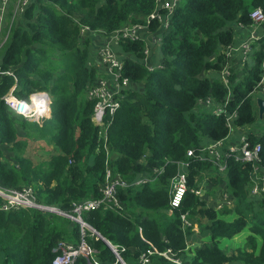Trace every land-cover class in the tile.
Listing matches in <instances>:
<instances>
[{"label":"trees","instance_id":"1","mask_svg":"<svg viewBox=\"0 0 264 264\" xmlns=\"http://www.w3.org/2000/svg\"><path fill=\"white\" fill-rule=\"evenodd\" d=\"M157 1L31 0L24 24H11L0 51L1 72L13 75L0 76V188L31 186L40 206L72 216L75 204L101 197L107 168L131 182L164 167L153 183L120 189L122 209L84 213L83 223L108 241L124 264H140V256L154 250L147 264H176L159 255L168 250L181 264H264V194L259 199L248 195L253 165L228 158L227 170L219 174L208 163L186 158L202 140L228 136L227 116L235 115L233 126L241 133L257 120L253 94L262 78L264 35L253 42L241 66V61L235 65L231 49L240 28L253 26L251 12L264 11V0H181L164 32L156 19H148ZM130 26H147L159 36L161 63L149 70L142 63L145 41L119 39V77L137 89L118 94V108L97 126L89 91L98 72L89 64L90 41L83 33L109 39ZM225 68L227 86L219 79ZM13 86L14 95L25 100L46 92L50 118L37 124L13 116L2 100ZM207 98L222 108L220 114L198 108ZM246 137L260 146L258 166L264 171V132ZM34 143L46 147L39 157L31 150ZM2 147L10 152L8 159ZM176 161L190 162L188 191L172 210L169 183L176 167L170 163ZM200 184L201 198L192 193ZM225 184L234 207L217 210L212 198ZM194 225L200 242L195 248L190 240ZM245 228V249L224 253L218 243ZM97 234L52 212L0 210V264H51L59 244L77 246L82 239L99 264H119ZM75 264L93 262L80 257Z\"/></svg>","mask_w":264,"mask_h":264},{"label":"built area","instance_id":"2","mask_svg":"<svg viewBox=\"0 0 264 264\" xmlns=\"http://www.w3.org/2000/svg\"><path fill=\"white\" fill-rule=\"evenodd\" d=\"M180 1L181 0H170L166 2L161 7L164 11L162 14L157 11L156 7V10L149 16L148 19H156L161 24L164 32L170 22L172 12L175 10ZM8 2L9 0H1L0 2V23L3 22L4 12ZM30 2L31 0H16L12 19L17 15H23L24 11L30 5ZM250 18L253 22V26H260L264 23V11L261 8H256L251 12ZM142 28L149 30L147 26L125 27L113 36V38H110L109 42L117 43L119 39L139 40L140 37L138 36V31ZM156 39L159 42V36H156ZM256 39L257 38L250 33L243 39V41H241L238 50L242 53L244 59L245 56L251 52L252 44ZM148 53L149 48L146 46V50L144 52L145 56H147ZM99 56L101 63L107 68V72L113 80V87L111 90L108 87V81L102 78L97 80L89 91V97L96 101L92 122L97 126H102L106 114L113 113L119 106L118 101L115 99L116 96L121 92L123 93L124 91L131 89L132 84L125 78L120 79L119 76L122 60L117 57L115 52H113L109 46H105L100 51ZM261 70L262 78L257 88L258 91H264V62L261 64ZM4 75L13 76L10 71L1 72L0 70V76ZM228 78L229 69L225 68L221 73H219V79L224 86L229 85ZM14 91L15 87L13 86L2 98L5 106L10 110L13 116L19 120H26L37 124H40L43 120L50 118L51 101L46 92H33L29 95L28 99L25 100L16 97L14 95ZM197 106L200 109H208L210 112L212 111L215 114H220L222 112V108L209 98L199 101ZM234 116V114H231L226 118L229 134L225 139L216 142L204 139L201 141L197 149H191L187 152L186 158L188 160L194 159L197 162L208 163L212 168L217 169L219 174H223L227 170L228 158H232L240 163L252 164L254 170L253 176L251 177V185L249 187L248 195L250 198H255L264 194V171H262L258 166L260 146L251 145L248 143L247 137L239 133L240 129L233 126ZM167 164L168 163L165 165ZM170 164L176 167V173L170 179L169 183V206L172 210H174L181 206L188 191V168L190 162L176 161L171 162ZM163 172L164 167L154 169L149 176H139L131 182H126L122 180L118 174L113 176L112 171L107 168L105 173V182L103 188L101 189V197L98 199L89 198L75 204L72 212L73 215L66 216L73 218V220L77 222L83 230L85 224L83 223L81 216L84 213L97 211L99 209H122V204L118 199V191L120 189L138 188L143 184L153 183ZM203 185L204 184H200L197 189L192 190V193L200 198L203 197ZM223 186L225 188L222 190L221 194L215 195V197L212 198V202H214L217 210H220L221 208L232 209L234 207V199L226 188V184ZM0 200V209L3 211H8L11 208L18 207L37 209L44 212L53 211V209L40 206L36 203L35 192L30 186L24 187L20 191H8L0 188ZM181 220L184 227L190 226V224L187 223L185 215L181 216ZM193 231H195V227ZM82 236H84V233ZM110 250L115 256L116 254L118 255L114 247L112 249L110 248ZM54 253L55 257L51 264H75L76 259L80 257L85 258L86 260H92L93 264H99L95 258H92L93 251L86 246L83 239L77 246L65 243L59 244L57 249L54 250ZM153 253H157V251H147V254L141 255L139 263L147 264L149 256L153 255ZM169 254V250L164 253H159V255L163 256L167 260L176 264H181L178 260L172 259V256ZM117 262L121 264L118 259Z\"/></svg>","mask_w":264,"mask_h":264},{"label":"crops","instance_id":"3","mask_svg":"<svg viewBox=\"0 0 264 264\" xmlns=\"http://www.w3.org/2000/svg\"><path fill=\"white\" fill-rule=\"evenodd\" d=\"M168 1H170V0H159L158 4H157V11L158 12L161 11L162 5H164ZM0 2H1V0H0ZM11 6H13L12 1H10V4H9L7 9L9 10L11 8ZM5 18H6V16L3 17V22H2L3 24L0 23V24H2V28L0 25V37H2V35L4 34ZM250 33H251V35L255 36V38H258V37L264 35V25L249 26V27L240 28V30L238 31V35L235 37L236 44H235L234 48L232 49V55L234 58V62L236 63L235 65H237V63L240 61H241L239 63L240 66L243 63V60H244L243 55L238 49H239L241 41H243V39L246 38V36ZM83 36L85 38H88V40L90 41V45L88 48V50H89V59L88 60H89V64L91 66H94L97 69V72H98L97 80L102 79V78L106 79L108 81V87L111 90L113 87V80H112V77L107 72V68L101 63L99 53L105 46H109L111 48V50L113 52H115V54L117 53L116 54L117 57L122 59L123 55L121 54L117 43L109 42L110 38L109 39L104 38L100 33H91L90 34V33L84 32ZM138 36L140 37V39L145 41L147 48H149V53L147 54V56H145V58H143L142 63L144 65H146L149 70H152V69L159 67V65L161 63V56L159 54V42L156 39V35H152L151 33H149V31L146 28H142L141 30L138 31ZM3 38H5V37H3ZM157 46H158V48H157ZM152 50H155L154 54H153ZM90 61L92 63H90ZM209 76L213 77V78H218L217 74H214L212 72L209 73ZM131 89L135 90V89H137V87L132 84ZM263 95H264V91H258V90L253 94L254 106H255L256 110L260 113L259 115L262 117L264 114V98L262 97ZM257 119H258V116H257ZM257 121H259V119L256 120V122ZM259 123H260V121H259ZM248 132H251V133L255 134L256 136H259L263 133V132L261 133V132L254 131L251 129L247 132H243V133L239 132V133L243 136H246ZM224 188L225 187L222 185V187L217 190L215 195H220ZM260 196H257L254 199H259ZM214 207H215V205H214ZM194 227H195V231H194L193 236H196L198 229H197L196 225H194ZM193 236H191V237H193ZM190 240H192V238H190ZM199 243L200 242L198 240L196 243H193L191 241V244L194 248L196 246H198Z\"/></svg>","mask_w":264,"mask_h":264},{"label":"rangeland","instance_id":"4","mask_svg":"<svg viewBox=\"0 0 264 264\" xmlns=\"http://www.w3.org/2000/svg\"><path fill=\"white\" fill-rule=\"evenodd\" d=\"M10 1H12L13 6H11V8L8 10L7 8L9 6V4H10ZM15 4H16V0H9V2L7 3V6H6L5 12H4V17L6 16V18H5V23H4V34L2 35V37H0V51H1L2 47H3L4 42L6 41V39H8V37L10 36V34L8 33V29L11 28V24L17 25V26H21L25 22L23 17H22V15H17L16 17H14L12 19V15H13V10H14ZM2 24H1V28H2ZM3 37H5V38H3ZM157 48H158V46H157ZM155 50H152L153 54H154ZM90 63H92V62L90 61ZM262 97L264 98V95ZM254 109H255V113L258 116V119H259L260 123H259V121H257L254 124L245 127L244 132H247V131H249L251 129V130L258 131V132L262 133V132H264V114H263V117H262V116L259 115L260 113L256 110L255 106H254ZM19 134H21V133H19ZM41 144H43V143H34V145L31 147V150L33 151L34 155L37 156V157H39L41 155V153L46 150L45 145L44 144L41 145ZM1 152H2V154H3V156L5 158L8 159L10 157V152L7 150L6 147H2ZM248 232H249L248 228H245L240 234H238L237 236L233 237L232 239H223V240H221L218 243V245L224 251V253H226L227 255H231L232 252L234 250L238 249V248H240L241 250L245 249L246 237L248 236ZM197 233H198V231H197ZM191 238H192L191 241L193 243H196L197 240H198L197 236H193ZM189 248H192V247H189ZM94 257L95 256H94V252H93L92 258L94 259ZM231 264H239V263H231Z\"/></svg>","mask_w":264,"mask_h":264},{"label":"water","instance_id":"5","mask_svg":"<svg viewBox=\"0 0 264 264\" xmlns=\"http://www.w3.org/2000/svg\"><path fill=\"white\" fill-rule=\"evenodd\" d=\"M52 213H55V214H57V215H60V216H63V217H65V218H68V219H70V220H72V221H74L73 220V218H70V217H68V216H66V215H63V214H61L59 211H57V210H53L52 211ZM75 222V221H74ZM77 223V222H76ZM87 228H85V229H87L88 231H90V232H92L93 234H97L93 229H91L90 227H88V226H86ZM98 235V237L108 246V247H110L111 249L113 248L112 247V245L108 242V241H106L103 237H101L99 234H97ZM117 259H118V261L121 263V264H124V262L121 260V258L116 254V256H115Z\"/></svg>","mask_w":264,"mask_h":264},{"label":"bare ground","instance_id":"6","mask_svg":"<svg viewBox=\"0 0 264 264\" xmlns=\"http://www.w3.org/2000/svg\"><path fill=\"white\" fill-rule=\"evenodd\" d=\"M81 224H82V223H81ZM84 227L87 228L86 225H84Z\"/></svg>","mask_w":264,"mask_h":264},{"label":"clouds","instance_id":"7","mask_svg":"<svg viewBox=\"0 0 264 264\" xmlns=\"http://www.w3.org/2000/svg\"><path fill=\"white\" fill-rule=\"evenodd\" d=\"M85 229V228H84ZM87 230V229H86Z\"/></svg>","mask_w":264,"mask_h":264}]
</instances>
